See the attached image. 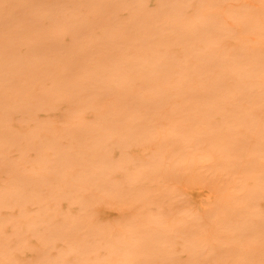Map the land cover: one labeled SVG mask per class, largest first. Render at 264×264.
<instances>
[{"label":"bare ground","instance_id":"6f19581e","mask_svg":"<svg viewBox=\"0 0 264 264\" xmlns=\"http://www.w3.org/2000/svg\"><path fill=\"white\" fill-rule=\"evenodd\" d=\"M0 264H264V0H0Z\"/></svg>","mask_w":264,"mask_h":264}]
</instances>
